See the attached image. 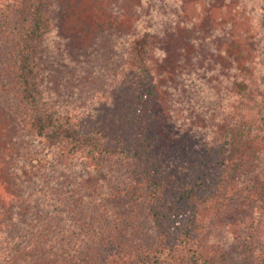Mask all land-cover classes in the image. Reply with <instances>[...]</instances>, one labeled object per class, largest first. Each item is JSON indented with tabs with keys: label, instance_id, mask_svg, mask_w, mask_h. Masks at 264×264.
<instances>
[{
	"label": "trees",
	"instance_id": "16d2710c",
	"mask_svg": "<svg viewBox=\"0 0 264 264\" xmlns=\"http://www.w3.org/2000/svg\"><path fill=\"white\" fill-rule=\"evenodd\" d=\"M111 3L98 47L120 62L106 75L120 104L83 114L45 93L55 0H0V109L18 138L5 145L41 195L31 205L15 183L21 197L1 205L0 264H263L264 0ZM175 54L183 81L218 77L225 97L215 126L168 140L153 101Z\"/></svg>",
	"mask_w": 264,
	"mask_h": 264
},
{
	"label": "rangeland",
	"instance_id": "374dc122",
	"mask_svg": "<svg viewBox=\"0 0 264 264\" xmlns=\"http://www.w3.org/2000/svg\"><path fill=\"white\" fill-rule=\"evenodd\" d=\"M111 6V0H55L51 29L43 40L40 55L47 75L44 76L45 93L55 110L78 113L75 108L81 107L79 110L87 114L108 104H113V107L120 104V101L112 103L107 96L110 92L106 87L111 85L110 78L106 75L114 67L117 69L120 62L108 64L109 59L98 47V40L108 36L107 24L115 23ZM172 59L174 60L159 64L161 88L153 101L154 111L158 113L155 130L160 138L168 140L176 139L178 132L186 136L197 127H208L209 124L211 127L215 126L222 115L225 97L224 85L218 77H210L209 82L196 83L200 79L197 74L195 81L191 80L190 75L183 81L180 78L183 68H179L181 57L175 54ZM207 74H202L201 80ZM104 94L108 99L103 105ZM113 99L117 100V96L114 95ZM4 110L0 109V207L2 204L6 206L13 197H21L20 190L14 187L15 183L18 186L30 184L31 188L26 195L30 196L27 203L31 204V201L37 200L33 197H41L38 189L40 182L39 179L27 182L12 161L14 157L11 154L15 153L18 142H13L11 147L6 146L5 141H17L18 138L13 137L16 133L15 123L10 113L6 114ZM194 123L197 125L194 126ZM1 152L8 157H3ZM25 152L23 150L21 153ZM9 214L11 216L12 212L7 215ZM31 218L27 214L20 215V220L25 221L24 223ZM220 220L225 226V215ZM231 220L232 217L229 218V223L233 225ZM229 229L236 231L235 226ZM216 232L225 239V232L218 229ZM231 248V251H236V245Z\"/></svg>",
	"mask_w": 264,
	"mask_h": 264
}]
</instances>
